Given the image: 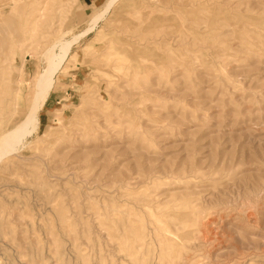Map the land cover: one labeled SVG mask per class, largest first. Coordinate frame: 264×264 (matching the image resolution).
Listing matches in <instances>:
<instances>
[{"label": "rangeland", "instance_id": "1", "mask_svg": "<svg viewBox=\"0 0 264 264\" xmlns=\"http://www.w3.org/2000/svg\"><path fill=\"white\" fill-rule=\"evenodd\" d=\"M109 2L0 0V138L70 44L0 154V264H264V0Z\"/></svg>", "mask_w": 264, "mask_h": 264}, {"label": "bare ground", "instance_id": "2", "mask_svg": "<svg viewBox=\"0 0 264 264\" xmlns=\"http://www.w3.org/2000/svg\"><path fill=\"white\" fill-rule=\"evenodd\" d=\"M117 1L118 0H110L109 4L105 7L104 11L107 12L108 9H111L112 4L117 2ZM1 16H4V15H1ZM92 28H93V26L89 30H87L86 33H89ZM69 45L64 43L63 45H60V51L58 53L49 55L47 58L48 59L47 60V62H48L47 68H44V71H42L37 76H35V79L33 82V92H31V93H33V101H34V104L32 102V104H33L32 112H30L27 115V119L24 120L23 122H21L15 129H13L10 132L5 133L0 138V154L3 152L5 153L6 151H9L21 139L20 137L22 136V133L25 134L24 128H25L26 122L28 121V118L30 119L34 115L33 114L35 111L34 107H35V104L37 103L38 99L39 100L45 99V97L47 96V93L53 84V75L57 72V70L59 69V67L63 61V59L65 58V55L69 49ZM27 123L29 124V121ZM180 239H182V238H180ZM177 245H178V242H177Z\"/></svg>", "mask_w": 264, "mask_h": 264}]
</instances>
